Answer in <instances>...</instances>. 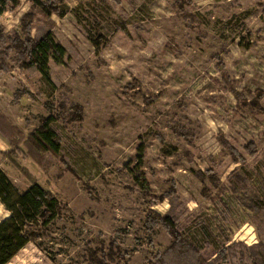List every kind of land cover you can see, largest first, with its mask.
Segmentation results:
<instances>
[{"label": "rangeland", "instance_id": "rangeland-1", "mask_svg": "<svg viewBox=\"0 0 264 264\" xmlns=\"http://www.w3.org/2000/svg\"><path fill=\"white\" fill-rule=\"evenodd\" d=\"M40 1L3 14L1 47L51 31L64 63L51 59L47 80L8 60L0 116L26 137L54 114L62 148L32 149L39 161L24 143L11 153L0 123V168L20 193L36 180L61 211L47 225L2 224L4 264H88L93 252L109 264H168L173 239L145 222L170 206L208 264H253L264 252V211L250 206H264V0ZM208 168L218 181L196 175ZM172 186L174 199L164 196Z\"/></svg>", "mask_w": 264, "mask_h": 264}, {"label": "trees", "instance_id": "trees-1", "mask_svg": "<svg viewBox=\"0 0 264 264\" xmlns=\"http://www.w3.org/2000/svg\"><path fill=\"white\" fill-rule=\"evenodd\" d=\"M31 1L35 6L41 5L40 0ZM20 3L21 0H0V19L5 12L9 9H15L20 5ZM26 32L25 39L15 36L11 43L12 45L10 47L3 48L1 47V41L4 36V28L0 22V70L4 72L11 71L15 65L9 64L8 60H13L12 62L18 64L20 68L40 72L47 80H50V61L53 59L58 64L64 63V58L67 52L66 48L55 39L54 34L51 31H47L43 35L36 38L31 36L30 29H27ZM100 38H103V33L98 31L99 41L95 42L96 44L101 42ZM6 49L15 50V57L13 59L9 56L8 51L7 53H4ZM236 95L238 98L242 96L238 92H236ZM263 97L264 92L259 91L258 99ZM253 102H257V100ZM46 106L51 112H53V106H50L49 103H46ZM77 116H80L81 118L80 113ZM0 120V123L3 126L2 134L13 147L12 151H10L11 153L15 150L20 151L19 146L22 143L28 147L31 155L37 158L38 161L43 158L39 152L49 151L55 155H58L61 152L62 139L51 126V124L56 120L54 114L44 118L42 125L26 137L7 118L0 116ZM174 131L181 136L189 135L188 130L182 126L175 127ZM221 143L225 147H229L230 152L233 156H235V159L245 160V158L239 154L235 148L229 145L228 141L221 139ZM246 148L250 150L251 144L247 145ZM32 149H38L39 152H33ZM139 151V164H141L144 158V147L141 146ZM249 152L251 154H255V151L250 150ZM24 171L27 173V171L23 168L22 172ZM206 174H209L210 179L213 181H218V178H216L212 168L196 173V175L201 179H204ZM235 176L238 180L240 179L239 174L236 173ZM135 178L142 188H149V183L141 171L138 170L136 172ZM174 192L176 193L175 187L172 186L171 190L166 192L164 196H172L174 199ZM0 199L5 204L7 209L11 211L14 220L18 224V228L21 230L23 229L26 221L33 222L41 219L42 224L47 225L55 218L58 212L61 211V204L53 193L41 186L36 180L32 182L30 187L20 193L17 191L14 184L2 168H0ZM250 206L255 211H264V206L257 205V202L254 200H251ZM178 223L179 217L177 216L176 211H174V208L172 209L171 206L163 215L154 212L147 216L145 226H147L149 231H152L155 226L161 224L173 239L171 247L168 249L162 260H165L168 264H208V262L200 256L201 247L198 246L197 243H194L193 241L190 242L186 239L179 229ZM203 232L205 235L210 234V231L207 228H204ZM0 264H4L1 259ZM88 264L109 263L106 257H97L96 252H93ZM253 264H264V252L257 253L256 259L253 260Z\"/></svg>", "mask_w": 264, "mask_h": 264}, {"label": "crops", "instance_id": "crops-1", "mask_svg": "<svg viewBox=\"0 0 264 264\" xmlns=\"http://www.w3.org/2000/svg\"><path fill=\"white\" fill-rule=\"evenodd\" d=\"M3 137V136H2ZM0 140H2L1 138H0ZM8 143V144H7ZM7 148L8 149H6V150H10L12 147V145H11V143L7 140ZM0 207L3 209V210H5L7 213H6V215H5V218L3 219V222H1L0 223V226H2V224H4V223H8V222H10V224H11V222H12V224H14L15 223V221H14V218H13V215H12V213H11V211H9L8 209H7V207L5 206V204L1 201V199H0Z\"/></svg>", "mask_w": 264, "mask_h": 264}]
</instances>
